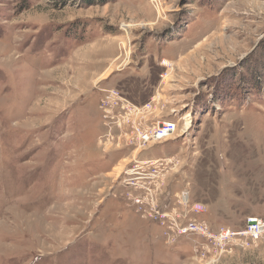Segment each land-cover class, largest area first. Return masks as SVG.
Wrapping results in <instances>:
<instances>
[{
	"label": "rangeland",
	"instance_id": "374dc122",
	"mask_svg": "<svg viewBox=\"0 0 264 264\" xmlns=\"http://www.w3.org/2000/svg\"><path fill=\"white\" fill-rule=\"evenodd\" d=\"M155 120L177 130L147 148ZM155 158L168 212L264 220V0H0V264H264V237L143 217L122 182Z\"/></svg>",
	"mask_w": 264,
	"mask_h": 264
},
{
	"label": "built area",
	"instance_id": "2783aa9c",
	"mask_svg": "<svg viewBox=\"0 0 264 264\" xmlns=\"http://www.w3.org/2000/svg\"><path fill=\"white\" fill-rule=\"evenodd\" d=\"M109 98L110 101H114L118 99V96L114 95ZM121 106L123 108L125 104ZM131 107L132 111L141 114L148 108L150 110L151 105L139 104L138 106L131 105ZM149 122L151 121L139 123V127L136 129V136L147 148L166 143L171 140V135L177 130V124L173 120H155L153 125L146 124ZM170 163V158L139 161V163L132 165L130 171L125 173L127 178L122 184L128 187L125 195L130 204L135 205L138 208L137 211L142 212L143 217H148L153 222L164 226L166 231H169V236L174 234L172 242L178 238H188L191 234H196L204 239H213L222 248L224 244L235 237H247L254 243L264 237V220L259 217L248 218L245 227L238 232H232L226 228L219 232H213L207 222L199 219V216L204 214L205 207L199 203H191L187 191L176 195V200L183 209L182 213L176 212V208L168 212L169 209L163 207L164 201H160V196L163 194V172L167 171L166 167ZM132 175L138 177L134 179ZM140 189L143 190L142 193H139ZM192 215H195L197 219L193 218Z\"/></svg>",
	"mask_w": 264,
	"mask_h": 264
},
{
	"label": "crops",
	"instance_id": "0c3cea01",
	"mask_svg": "<svg viewBox=\"0 0 264 264\" xmlns=\"http://www.w3.org/2000/svg\"><path fill=\"white\" fill-rule=\"evenodd\" d=\"M199 218H200V219H202V220L204 219V217H202V215H201V216H199Z\"/></svg>",
	"mask_w": 264,
	"mask_h": 264
},
{
	"label": "trees",
	"instance_id": "16d2710c",
	"mask_svg": "<svg viewBox=\"0 0 264 264\" xmlns=\"http://www.w3.org/2000/svg\"><path fill=\"white\" fill-rule=\"evenodd\" d=\"M98 2H102V1H105V0H97Z\"/></svg>",
	"mask_w": 264,
	"mask_h": 264
}]
</instances>
